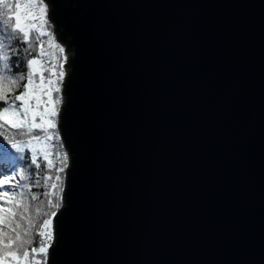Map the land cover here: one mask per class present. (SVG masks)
Here are the masks:
<instances>
[{"label":"water","instance_id":"water-1","mask_svg":"<svg viewBox=\"0 0 264 264\" xmlns=\"http://www.w3.org/2000/svg\"><path fill=\"white\" fill-rule=\"evenodd\" d=\"M69 163L46 264H264V0H44Z\"/></svg>","mask_w":264,"mask_h":264},{"label":"snow or ice","instance_id":"snow-or-ice-1","mask_svg":"<svg viewBox=\"0 0 264 264\" xmlns=\"http://www.w3.org/2000/svg\"><path fill=\"white\" fill-rule=\"evenodd\" d=\"M0 9L3 10L0 15L4 17L0 20L4 25L0 29V103L4 105L0 107V158L6 165L15 164L24 157L13 156L10 150L25 153L28 149L31 152V164L40 169L36 145L43 141L45 143L40 154L47 168V175L41 176L37 171L34 180L25 168H19L18 171L12 168L15 175L0 172V176L7 177L0 179V264H46V257L54 239L53 220L57 215L56 209L60 207V173L65 171L67 163L66 154L60 155L58 168L54 159L50 158L55 156L54 150L57 147L51 143L54 138H58L51 130L58 128L56 118L61 103L60 82L65 72L62 68L57 71L56 65L46 66L42 61L48 53L44 50L41 37L51 36V33L45 31L48 23L47 6L43 0H28L23 5L0 0ZM17 40L27 45L22 51L29 57L24 61L29 70L19 76L11 73L12 65L9 64L12 55H16L17 63L22 60L19 51L12 48L13 41ZM33 44L39 45L36 55H32ZM56 47L59 48V45ZM59 51L63 53L64 49L59 48ZM46 71L51 73L49 77L45 76ZM37 75L38 81L34 79ZM37 132L44 133L43 137L36 134ZM22 135L29 139H18ZM41 180L44 181L43 185ZM33 186L50 189L43 193V196L49 198L44 206L32 207L31 202L41 198L31 192ZM17 217L20 223L17 222ZM25 221L23 230L17 231ZM35 221L39 223H34Z\"/></svg>","mask_w":264,"mask_h":264},{"label":"trees","instance_id":"trees-1","mask_svg":"<svg viewBox=\"0 0 264 264\" xmlns=\"http://www.w3.org/2000/svg\"><path fill=\"white\" fill-rule=\"evenodd\" d=\"M9 3H13L15 4L16 1L15 0H9ZM0 12H3L2 9H0ZM4 17L2 15H0V20H3ZM50 21V20H49ZM51 22V21H50ZM4 27V25L2 23H0V29H2ZM48 33H51V36L49 35H45L43 37H41V41L43 42L44 44V50L45 52L48 53V55L50 56V65H56L57 66V71L61 70H64L63 69V62H64V57H63V53H61L59 51V48H63L62 44H60V42L56 39V36H55V33L53 32V25L52 23L49 24V31ZM49 41H51V43H49ZM56 45H59V48L56 47ZM27 47V45H25L24 43H22L21 41L17 40V41H13L12 43V48L14 49H17L19 51V54L21 55L22 57V60L21 62L17 63V57L16 55H12L11 56V59L9 61V64L12 65L11 67V73L16 75V76H19V75H22L24 73H26L29 69L26 65V63L24 62L27 58L26 55H24L23 53V49H25ZM64 49V48H63ZM39 51V45L38 44H33V51H32V55H36V53ZM45 76L46 77H49L51 75L50 72L46 71L45 73ZM38 81V75L34 78ZM64 79V78H63ZM62 79V81H63ZM62 81L60 82V86L62 88ZM6 83V82H5ZM23 89V82H21V86H20V90ZM18 94V93H17ZM9 95H11V93H9ZM54 98L56 97V94L54 93ZM61 93L59 94V97H60V100H61ZM62 102V100H61ZM61 105V103H60ZM60 105H59V108H60ZM4 105L2 103H0V107H3ZM57 119V118H56ZM51 131H54L56 134H57V137L58 138H54L51 143L57 145V147L55 148V156L54 157H50V158H53L55 163H56V166L57 168L60 166L59 164V157L61 154H66V157H67V163H66V167L68 166V163H69V158H68V155H67V152L66 150L63 148L62 146V142L59 138V133L57 131V129L55 130H51ZM13 132H15V130H13ZM36 134H39L41 135V137H43L44 133H41V132H37ZM18 139H21V140H27L29 139L28 136H19ZM44 143L45 142H41L40 144H37L36 147L38 149V163L40 164V169H36L34 165L31 164V152L30 150L26 149L25 150V153H16L15 150H10L13 154V156H23L24 159L22 160H18L16 161L15 164H9V165H6L4 160L2 158H0V172H7L8 175H15L14 172H12V168H16L17 171L19 170V168H25L28 170V172L31 174L32 176V179H36V176H35V173L37 171L40 172L41 176H44V175H47V168H46V163L43 161L42 159V156H41V149L43 148L44 146ZM66 167H65V171H66ZM65 171L63 173H60L61 177H62V192L64 190V182H65ZM53 175H55V170L53 171ZM7 177L6 176H0V179H6ZM44 181L41 180V184L43 185ZM50 183V182H49ZM7 187V186H5ZM50 189L47 188V187H42V186H33L31 188V192L33 194H38L40 195V199L37 200V201H32V207L35 208L36 206H44V204L46 203L47 199H49L48 197H45L43 196V193L45 192H48ZM61 195V199L59 200V203H60V207L57 210H60L62 205H63V201H62V193L60 194ZM45 211H47V208H45ZM17 222L20 223L19 221V218L17 217ZM34 223H39V221H35ZM26 224V221L21 223V228L18 229L17 231H22L24 226ZM7 231V229H5ZM33 231L35 232L36 229L34 228ZM48 256V254H47ZM46 262H47V257H46Z\"/></svg>","mask_w":264,"mask_h":264},{"label":"rangeland","instance_id":"rangeland-1","mask_svg":"<svg viewBox=\"0 0 264 264\" xmlns=\"http://www.w3.org/2000/svg\"><path fill=\"white\" fill-rule=\"evenodd\" d=\"M16 1V3L18 2V3H20L21 5H23V4H25V3H27L28 2V0H15ZM43 3L47 6V11H46V20H47V26H46V28H45V31L46 32H48L49 31V24L51 23L49 20H48V18H47V12H48V5H47V2H45L44 0H43ZM21 11H23V9H21ZM61 44V43H60ZM63 46V48H64V50H65V47H64V45H62ZM64 55H65V57H66V59H65V57H64ZM63 57H64V62H63V71L65 72V75H66V73H67V68L64 66V64H66L67 63V58L69 57V55H68V53L67 52H64V54H63ZM50 56L49 55H46V56H44L43 58H42V61L45 63V65L46 66H49L50 65ZM51 61H52V59H51ZM65 77V76H64ZM63 77V78H64ZM61 96V95H60ZM45 99H46V97H45ZM61 100H62V96H61ZM62 103V102H61ZM42 110V109H41ZM59 110V109H58ZM37 120H38V122H39V117H37Z\"/></svg>","mask_w":264,"mask_h":264}]
</instances>
